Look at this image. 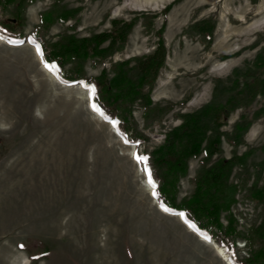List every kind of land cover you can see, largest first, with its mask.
I'll use <instances>...</instances> for the list:
<instances>
[{"label":"rangeland","instance_id":"rangeland-1","mask_svg":"<svg viewBox=\"0 0 264 264\" xmlns=\"http://www.w3.org/2000/svg\"><path fill=\"white\" fill-rule=\"evenodd\" d=\"M53 4L77 12L52 25L47 40L63 32L84 37L106 31L113 19L135 20L120 51L97 65L87 62L90 78L111 62L149 54L163 27L165 64L150 98L154 107L170 108L143 127L142 110L135 107L137 127L148 141L131 143L107 120H98L91 88L59 82L36 46L0 37V264H225L183 219L158 208L156 187L146 182L145 164L136 157L146 156L150 169L149 152L180 124L181 114L210 100L215 79L225 82L234 69L244 72L256 55L264 56V0H34L25 10V36ZM204 19L213 25L210 42L190 29ZM256 73L263 78L262 69ZM241 115L256 116L241 142L230 146L222 138L221 152L207 163L250 152L229 178L235 187L229 213L238 233L232 252L239 259L248 256L244 238L263 216L261 204L250 197L252 184L258 179L261 185L264 162L261 95L232 111L220 130L231 135ZM201 157L189 160L177 200L191 194ZM30 240L41 247L21 249Z\"/></svg>","mask_w":264,"mask_h":264},{"label":"trees","instance_id":"trees-1","mask_svg":"<svg viewBox=\"0 0 264 264\" xmlns=\"http://www.w3.org/2000/svg\"><path fill=\"white\" fill-rule=\"evenodd\" d=\"M33 1L0 0V37L10 43L39 45L44 63L56 66L54 71L47 69L59 82L82 84L84 88H91V104L99 107L100 116L104 120L116 122L115 127L120 135L131 143L148 141V137L137 127L133 110L135 107L142 110L143 127H148L170 108L154 107L150 98V91L165 64L166 49L161 35L163 27L156 32L158 40L149 54L111 62L108 69L102 68L96 76L90 78L85 71L87 62L97 65L120 51L135 20L113 19L106 31L84 37L63 32L56 35L55 39L47 40L45 35L52 25L73 19L77 12L53 4L40 13L37 25L25 36V10ZM168 9L169 6L165 7L162 13L165 14ZM190 29L210 42L213 25L208 19L195 22ZM252 67L244 72L234 69L232 76L225 82L215 79L210 100L192 112L181 114L180 124L166 130L162 143L149 152L151 175L157 184L154 192L158 203L168 209V213H183L185 222L194 225L204 234L208 233L217 246L226 249L236 264H264V162L259 168L261 185H257V179L250 188V197L261 204L263 216L260 224L252 228L244 238L250 248L248 256L241 259L232 252L238 233L229 213L235 193L229 178L233 167L245 165L250 152L219 159L209 165L207 163L212 156L221 152L222 138L230 146L238 145L252 119L256 117L248 119L244 115L239 116L231 135H227L220 129L226 124L229 114L249 106L258 95L264 101V76H256L259 69L263 70L264 75V56L256 55ZM240 77L244 79L242 84ZM200 156L202 165L194 176L191 194L177 200L179 182L187 174L189 160ZM222 216L225 225L221 222ZM253 243H258V247L253 248ZM41 245L38 240H30L21 249L31 252Z\"/></svg>","mask_w":264,"mask_h":264},{"label":"bare ground","instance_id":"bare-ground-1","mask_svg":"<svg viewBox=\"0 0 264 264\" xmlns=\"http://www.w3.org/2000/svg\"><path fill=\"white\" fill-rule=\"evenodd\" d=\"M147 1V0H146ZM156 1V0H155ZM150 3V2H149ZM148 3V4H149ZM158 3V2H157ZM147 4V5H148ZM140 6V5H139ZM34 49H35V51L37 52V48L36 47H34ZM37 55H38V57H39V59H40V61H41V63H44L43 62V59L41 58V56H40V54L37 52ZM39 61V62H40ZM219 65V64H218ZM224 66H226V63L223 61L221 64H220V67H224ZM43 69V68H42ZM44 70V69H43ZM45 72L47 73V74H49L46 70H45ZM45 73V74H46ZM50 75V74H49ZM51 76V75H50ZM52 77V76H51ZM48 80V79H47ZM49 81V80H48ZM54 81L56 82V83H58L60 86H64L63 84H60L57 80H55L54 79ZM76 87H79V86H76ZM98 118V120H101V118L100 117H97ZM97 121V120H96ZM108 125L109 126H112V123H110V122H108ZM113 129V128H112ZM121 139V138H120ZM130 153V152H129ZM131 154V153H130ZM148 168V167H147ZM141 173H143V175L145 176V178H146V182L147 183H149L148 182V174H147V172L145 171V167H143V170H142V172ZM158 208L163 212V210H162V208L158 205ZM178 216V218L180 219V221L182 220V217H181V215H177ZM183 222V221H182ZM183 224H184V226L186 227V229L188 230V231H190V233H192L194 236H196L197 238H199L201 241H204V242H207V243H210V245H211V247L213 248V250L214 251H216V254H217V256L225 263V264H235L234 263V261L229 257V255H228V253L223 249V248H221V247H219V246H217L215 243H213L212 241H211V239L208 237V235L207 234H204L202 231H200L199 229H197V228H192V227H190L188 224H186L185 222H183Z\"/></svg>","mask_w":264,"mask_h":264},{"label":"snow or ice","instance_id":"snow-or-ice-1","mask_svg":"<svg viewBox=\"0 0 264 264\" xmlns=\"http://www.w3.org/2000/svg\"><path fill=\"white\" fill-rule=\"evenodd\" d=\"M37 52L41 55V56H43V52L41 51V49H40V47H39V45H37ZM45 67L46 68H49V70H55L56 69V66L54 65V64H48V63H45ZM92 91H93V94H94V88L92 89ZM92 107H93V110L94 111H100V109H99V107L96 105V104H93L92 105ZM113 123H116L115 121H113ZM136 159H137V161L138 162H143L144 164H145V171L147 172V174H148V182H149V184H151L152 186H153V188L155 187V183H154V181H153V179H152V175H151V171H150V169H148L147 168V160H148V158L146 157V156H138V157H136ZM153 195H156V193L155 192H153ZM165 211H168V209H164ZM179 215H181V217H183L184 216V214L183 213H180ZM187 222V221H186ZM190 227H195L194 225H189Z\"/></svg>","mask_w":264,"mask_h":264},{"label":"built area","instance_id":"built-area-1","mask_svg":"<svg viewBox=\"0 0 264 264\" xmlns=\"http://www.w3.org/2000/svg\"><path fill=\"white\" fill-rule=\"evenodd\" d=\"M236 200L238 201V197L236 198ZM236 203H237V202H236ZM235 206H236V205H235ZM232 211H233V208H232L231 212H232ZM233 216H235V215L233 214ZM235 219H236V218H235ZM238 245H239V247L242 248L244 244H243V245L238 244Z\"/></svg>","mask_w":264,"mask_h":264},{"label":"water","instance_id":"water-1","mask_svg":"<svg viewBox=\"0 0 264 264\" xmlns=\"http://www.w3.org/2000/svg\"><path fill=\"white\" fill-rule=\"evenodd\" d=\"M42 57V56H41ZM43 58V57H42Z\"/></svg>","mask_w":264,"mask_h":264}]
</instances>
